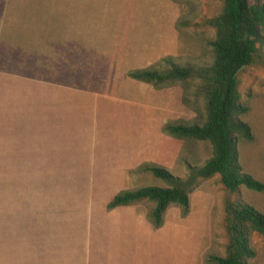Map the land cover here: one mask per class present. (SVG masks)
<instances>
[{"label":"rangeland","instance_id":"374dc122","mask_svg":"<svg viewBox=\"0 0 264 264\" xmlns=\"http://www.w3.org/2000/svg\"><path fill=\"white\" fill-rule=\"evenodd\" d=\"M71 1L95 23L49 24L48 68L38 70L30 59L38 57L26 56V71L1 80L0 264H206L205 255H222L226 241L228 193L217 174L198 178L187 212L169 205L158 227L147 217L149 201L106 203L120 190L165 185L144 164L183 177L187 164L210 155L206 141L163 131L167 123L203 120L199 81L153 85L127 72L163 68L165 58L209 62L214 32L206 19L221 1ZM61 28L76 37L58 54L62 37L52 31ZM24 74L34 79L25 82ZM237 81L247 106L241 118L253 135L238 139V162L264 182V38ZM239 195L264 214V191L240 185ZM250 244L261 251L257 264L264 238L252 232Z\"/></svg>","mask_w":264,"mask_h":264},{"label":"trees","instance_id":"16d2710c","mask_svg":"<svg viewBox=\"0 0 264 264\" xmlns=\"http://www.w3.org/2000/svg\"><path fill=\"white\" fill-rule=\"evenodd\" d=\"M219 12L206 19L213 28L211 60L207 63H178L163 59L166 66L131 69L127 75L140 82L162 85L199 81L204 99V118L200 123H167L163 131L174 137L206 141L210 155L199 165L187 164L188 173L181 177L167 169L144 164L142 169L164 181L165 185H142L116 192L107 201L108 209L138 201L152 206L148 219L152 227L162 223L166 208L175 204L184 215L188 210V195L198 178L218 175L227 191L223 201V228L226 236L222 255L208 253L206 264H248L255 251L250 244L252 232L264 238V214L239 195V186L264 191V182L244 172L238 162V139L251 141V128L241 116L247 106L240 101L237 72L252 61L263 42L264 0H220Z\"/></svg>","mask_w":264,"mask_h":264},{"label":"crops","instance_id":"0c3cea01","mask_svg":"<svg viewBox=\"0 0 264 264\" xmlns=\"http://www.w3.org/2000/svg\"><path fill=\"white\" fill-rule=\"evenodd\" d=\"M75 8H77L76 3L71 0H0V96L2 90L1 80L3 78H9L17 72L26 71L24 67L27 63L26 59H28L26 56L38 57L36 58V61L30 58L32 65L34 63H39L37 65L38 70L43 71L41 65H46L48 68L47 65L50 63L48 62L50 42L49 24L79 25L81 23H95L92 19L78 16L79 12L75 10ZM77 12L78 14L76 15ZM18 24L22 25V27ZM23 25H30L32 32L29 31L31 32L29 33L28 26L23 27ZM20 29H25L27 32L21 34ZM76 31L80 32L79 27ZM52 32L57 33V36L60 38L62 37L61 40L59 39V43L56 44V49H59L57 51L58 54L63 50L62 45H64V40L68 47H72L75 43V32H64L62 28L60 32L58 29H56V31L53 30ZM71 34H73L72 39L70 38ZM33 39L41 40L40 45L36 41L37 44L34 43L32 41ZM27 50H30V52ZM14 57H17V60L15 59L16 61H14ZM60 66L61 64L58 66L59 69ZM47 68L44 70L47 71ZM25 78H28L25 82H30L34 79L24 74V79ZM39 81L40 80H35L34 82ZM44 83L47 84L45 81ZM67 84V86L72 85L68 82ZM54 86H57V84ZM9 103H11V101H8V104ZM253 249L255 254L249 260L248 264H251V262L256 259L259 260L260 257V249ZM257 264H264V251L261 256V261Z\"/></svg>","mask_w":264,"mask_h":264}]
</instances>
